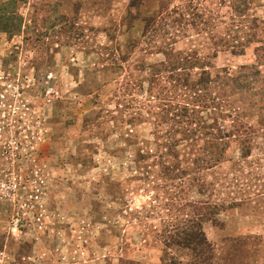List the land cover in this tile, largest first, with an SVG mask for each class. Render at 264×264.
<instances>
[{"label": "rangeland", "instance_id": "374dc122", "mask_svg": "<svg viewBox=\"0 0 264 264\" xmlns=\"http://www.w3.org/2000/svg\"><path fill=\"white\" fill-rule=\"evenodd\" d=\"M0 126V264H264V0H0Z\"/></svg>", "mask_w": 264, "mask_h": 264}, {"label": "built area", "instance_id": "2783aa9c", "mask_svg": "<svg viewBox=\"0 0 264 264\" xmlns=\"http://www.w3.org/2000/svg\"><path fill=\"white\" fill-rule=\"evenodd\" d=\"M5 113V112H3ZM13 125L10 124L9 129H11ZM2 127L0 126V129ZM0 143H4L3 140L0 139ZM37 175H40L39 173H35ZM2 181V187L3 190H5L6 194L8 197L12 198L15 195H21L22 197H17L20 199H26L24 203L25 207L24 208L30 209L31 212H33L36 209H39L40 206L38 205L37 202H39V198L41 197V185L39 184L40 182L38 181L37 177L33 175V178L31 177H25L22 174H11L8 178V180H1ZM30 196L31 198L34 199V201H31L28 199ZM21 204V203H20ZM20 206V208H22ZM39 214V213H38ZM36 220L40 222L42 220V216H37Z\"/></svg>", "mask_w": 264, "mask_h": 264}]
</instances>
